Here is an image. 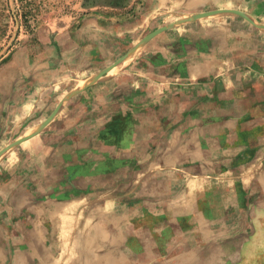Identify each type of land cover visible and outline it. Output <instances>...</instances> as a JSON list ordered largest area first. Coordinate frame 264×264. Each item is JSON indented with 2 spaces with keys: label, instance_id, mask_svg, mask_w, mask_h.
<instances>
[{
  "label": "rangeland",
  "instance_id": "374dc122",
  "mask_svg": "<svg viewBox=\"0 0 264 264\" xmlns=\"http://www.w3.org/2000/svg\"><path fill=\"white\" fill-rule=\"evenodd\" d=\"M231 1L0 0V264H264V101L244 82L235 104L186 105L184 90L166 97L153 83V40L173 23L256 24ZM59 118L75 122L45 141L63 163L32 144ZM204 134L221 148L220 185L185 169L201 162ZM138 174L162 180L164 200L143 218L116 193ZM76 178L90 183L52 199ZM64 208L81 213L49 217Z\"/></svg>",
  "mask_w": 264,
  "mask_h": 264
},
{
  "label": "crops",
  "instance_id": "0c3cea01",
  "mask_svg": "<svg viewBox=\"0 0 264 264\" xmlns=\"http://www.w3.org/2000/svg\"><path fill=\"white\" fill-rule=\"evenodd\" d=\"M223 7L233 8L247 13L256 24L254 25V23L246 19L244 20L237 17L215 21L211 25H208V28L201 29H199L200 25L207 21H203V23H189L187 28L182 27L186 24H175V22L172 24L173 29L154 38L153 83L155 89L159 90L160 93L162 91H167L171 95V93L184 90L185 92L183 94L185 95L186 105H226L227 101L229 102L230 100H234L235 102L233 101L232 104H235L237 99L241 96V90L243 89L242 83L246 82L257 92V101H264V30L262 31L257 27L259 25L264 27V0H232L228 4L223 5ZM184 14L180 16H189ZM188 38L193 42V45H191L192 48L188 45ZM199 38H204V41H206L208 45L206 46V43H204V45L202 43L204 49L200 51L199 44L196 43V41L200 40ZM206 48L207 50H205ZM130 53L131 50L126 54V57ZM126 57L119 65H112L106 72H101L93 76L107 74L110 69L122 65ZM76 89L77 88L73 89L63 99L62 103H65L72 94H75ZM167 92L163 94V96L168 97L169 94ZM163 96L160 98H165ZM65 114V117L71 115L70 111H67ZM221 117L222 119L226 118L224 115H221ZM60 118L58 119L59 121H54L47 127V129L52 132L46 131L47 129L43 131V135L47 132L48 136L43 138L41 137L42 135H40V139L37 138L35 141L33 140L32 144L35 146L40 142L43 147V153L45 151H48L49 154L53 152L57 159L63 163L64 151L60 147L51 146L45 141V138L49 136L60 137L72 127L70 122H75V119H67L68 117L61 120ZM230 120L240 121L236 116L231 117ZM73 126H77V124L74 123ZM70 136L71 135H66L65 137L68 138ZM209 138V134L202 135V139L204 140L202 143H207V145L205 148L202 147L201 162L191 164L185 169L193 179H201L198 182L202 181L206 184L213 183L214 185H220V181L226 177H221V172H219V170H222V168L215 163H211L213 162L211 158L216 154L217 156L214 157V159H219L221 148L220 146H218V148L210 147ZM215 138L219 140L218 137ZM144 164L151 167L153 165L154 171L159 170L162 166L161 163L154 162ZM193 181L196 182V180ZM224 181L229 184L231 183V181ZM160 182H162V180L158 177L141 178L138 174L135 179H132V183L130 178L122 179V189L116 191V193L127 197V199H137L138 204H142L144 207L141 209L143 213L139 214L138 217L143 218L145 217L144 211L147 203L153 202V207H156L161 203L160 201L164 200L161 197L162 191L159 189ZM84 183L88 184L90 182L85 178H76L71 181V183L66 180L58 181L56 183L57 187L54 186L56 189L52 195V199L55 201L66 200L67 193L69 192L67 186L70 187L71 185L83 188L82 185H84ZM152 184L154 188H151ZM184 184H186V182ZM96 186V188H98L97 184ZM105 195L107 196L108 193ZM152 210L153 209L148 210L149 214ZM155 211L156 210H154V212ZM80 213L81 210L77 211L76 209L64 208L56 210L51 213L49 217L55 219L72 216L78 217ZM164 213L170 217L172 215V211L169 208L165 209ZM91 215L97 218L99 216V211L96 209L92 210ZM172 216L176 217V215ZM130 232L129 230V233ZM138 239L142 241V238L139 236ZM144 243L146 242L144 241Z\"/></svg>",
  "mask_w": 264,
  "mask_h": 264
}]
</instances>
